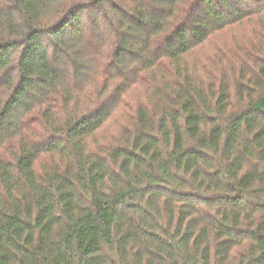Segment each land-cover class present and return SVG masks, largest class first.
Instances as JSON below:
<instances>
[{"label":"trees","instance_id":"1","mask_svg":"<svg viewBox=\"0 0 264 264\" xmlns=\"http://www.w3.org/2000/svg\"><path fill=\"white\" fill-rule=\"evenodd\" d=\"M246 23L264 0H0V264H264V39L193 57Z\"/></svg>","mask_w":264,"mask_h":264},{"label":"rangeland","instance_id":"2","mask_svg":"<svg viewBox=\"0 0 264 264\" xmlns=\"http://www.w3.org/2000/svg\"><path fill=\"white\" fill-rule=\"evenodd\" d=\"M254 32L255 28L253 29V25L250 23L242 24L231 29L228 28L212 37L204 46L196 51L195 56L193 57H218L223 61L224 64H228L230 60L232 62V67H235L239 72V66H241L239 56L244 58L249 64V59L244 53L240 52L241 49L238 42L240 41L241 37L244 35H246V37H252L251 40L254 45H257L264 39V34L254 36ZM234 54L238 55V57H235ZM114 131V127L107 129L104 137L109 136Z\"/></svg>","mask_w":264,"mask_h":264}]
</instances>
